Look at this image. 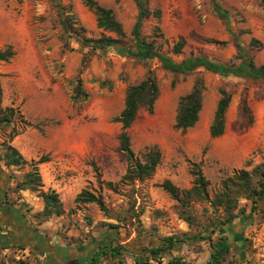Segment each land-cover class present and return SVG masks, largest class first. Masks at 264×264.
Returning a JSON list of instances; mask_svg holds the SVG:
<instances>
[{
	"label": "rangeland",
	"instance_id": "374dc122",
	"mask_svg": "<svg viewBox=\"0 0 264 264\" xmlns=\"http://www.w3.org/2000/svg\"><path fill=\"white\" fill-rule=\"evenodd\" d=\"M97 1L113 11L130 38L137 16L134 0ZM214 2L227 11L228 23L217 16ZM56 4L74 16L78 23L74 27H83L86 37L102 36L93 13L81 0H0V49L12 45L15 50L11 60L0 62L1 106L15 109L11 123L0 126V157L7 144L26 161L6 167L0 160V237L7 242L6 248L0 243V264H48L43 257L48 243L51 252L63 249L70 254L67 264L80 263L101 238L125 247L122 262L115 264H134L133 253L156 247L168 236L187 241L149 264L175 259L209 264L213 250L200 237H206L203 227L217 214L205 202L193 203L195 216L188 225L178 214V204L160 185L170 180L180 189L190 188V166L197 163L213 197L226 177L263 164L264 82L221 78L205 71L173 74L156 60L144 64L114 53L80 50L72 36L64 49ZM150 6L161 10V18L145 21L142 35L174 61L204 55L219 62H238L243 48L256 65L264 64V49L249 45L252 38L264 43L261 0H152ZM180 37L185 45L176 55L173 46ZM83 58L86 66L79 76L88 96L74 101ZM150 70L159 86L158 99L152 113L139 110L128 132L135 155L156 145L162 160L152 178L112 190L106 182L118 183L127 167L125 155L118 150L120 125L113 118L123 109L126 89L144 80ZM196 78L204 82L203 106L194 127L182 132L174 128L178 102ZM220 89L231 94V102L224 134L211 138L209 126ZM34 167L42 189L58 194L61 216L39 222L35 215L43 208L42 199L37 192L16 189ZM83 189L102 198L107 216L95 203L75 202ZM239 205L251 212L249 223L242 229L241 220H236L230 239L235 233H243L242 238L235 236L220 264H264V200L254 211L246 200ZM135 214L138 219L132 218ZM104 223L119 225L118 233L104 231ZM217 237L215 233L212 239ZM108 261L103 259L102 264Z\"/></svg>",
	"mask_w": 264,
	"mask_h": 264
},
{
	"label": "trees",
	"instance_id": "16d2710c",
	"mask_svg": "<svg viewBox=\"0 0 264 264\" xmlns=\"http://www.w3.org/2000/svg\"><path fill=\"white\" fill-rule=\"evenodd\" d=\"M52 1L55 2V0ZM81 1L93 13L96 26L103 34L99 38L86 37L83 27H74V25H78L74 16L61 11L59 4H56L59 24L63 31L61 40L64 49L69 48L70 44L67 38L72 36L80 50H89L101 55L114 53L119 56L136 59L144 64L156 60L162 69L173 74H192L205 71L221 78L232 77L241 80L264 82V64L256 65L253 58L243 48L239 50L237 55L238 62H219L204 55L190 56L180 61H174L169 55L161 52L155 45L154 40H148L142 35V27L145 21L150 18H161V10L150 6L152 0H134L137 7V16L130 32V38L126 36L121 23L115 18L111 9L104 7L97 0ZM261 2L264 3V0H261ZM213 8L217 16L228 23L227 11L222 9L217 2L213 3ZM156 32L161 33L159 28H156ZM184 45L185 39L180 37L173 46V53L180 55ZM249 45L264 49V43L255 38L250 40ZM14 56L15 50L12 45H7L3 49H0V62H8ZM85 66L86 61L83 58L74 87V96L72 97L74 101L79 98H87L88 96L83 89L82 79L79 76ZM203 89V79L196 78L191 90L180 97L174 125L175 129L185 132L197 123L203 106ZM219 95L209 126L211 138H218L224 134L226 112L231 102V94L225 89H220ZM158 96L159 86L151 70L144 80L130 85L126 89L123 109L118 116L113 118V121L120 125L118 150L125 155L127 167L118 183L106 182V185L110 189L115 190L119 184L135 185L136 182H144L152 178L158 165L161 163L162 154L156 145L146 147L139 156L135 155L131 148L128 132L140 109L143 108L149 113L153 112ZM1 102L2 88L0 83V126L9 125L14 116L15 109L13 107L2 108ZM244 110L248 111L246 105H244ZM250 121H252V117H250ZM4 148L5 151L0 160L3 161L6 167H18L26 163L24 157L15 147L5 144ZM190 174L193 177V181L191 187L188 189H180L170 180H164L160 186L178 204V214L188 225L193 224L195 216L191 209L193 203L205 202L209 205L212 212L217 214L216 219L210 220L208 225L203 227L204 231H207L206 237L200 238L208 240L209 246L213 250L209 264H220L225 254L232 247L233 241L235 242L233 240L235 236H239L240 239L242 238L243 233H235L233 234V238L230 239L232 229L239 222L236 220H241L242 223L239 222L238 225L242 229L249 223L251 212L247 213L245 206L241 207L239 205L241 200L251 203V211L256 210L258 204L264 200V163L254 166L252 171L240 170L238 173L226 177L221 181L220 192L216 193L213 197L209 194V181L204 176L199 164H191ZM42 187L41 177L36 167L27 172L22 181L16 183L18 191L28 190L37 192L38 196L42 199L43 208L35 215L39 219V222L52 216H61L64 213L58 194L55 191H44ZM75 202L84 204L95 203L106 216L108 215L102 198L86 189H83L76 195ZM132 216L133 219H138V215ZM108 229L114 233H118L119 225L104 223V231ZM215 233L218 235L216 241L212 239ZM193 238L196 239L197 236ZM186 241L187 239L185 240V238L175 236L164 237L156 247L147 248L145 249L146 251H140L139 253H133L134 264H149L151 260L157 262L165 253ZM0 243L2 248H6L5 244L7 242L5 237H0ZM225 245H227L226 249L221 252ZM20 248L23 249L24 247L20 246ZM125 251L126 249L122 245H113L110 240L101 238L94 242L92 250L86 259L76 264H102L103 259H109L106 264H115V261L121 263ZM169 264L184 263L175 259Z\"/></svg>",
	"mask_w": 264,
	"mask_h": 264
},
{
	"label": "crops",
	"instance_id": "0c3cea01",
	"mask_svg": "<svg viewBox=\"0 0 264 264\" xmlns=\"http://www.w3.org/2000/svg\"><path fill=\"white\" fill-rule=\"evenodd\" d=\"M69 255L70 254L67 253L66 251L64 252L63 249L54 250L53 252H51L49 243L48 246L45 247L43 252V257L45 258L44 260L48 261V264H59V262H62L61 264H67L69 263L68 262ZM5 264H17V263H9L8 261H6Z\"/></svg>",
	"mask_w": 264,
	"mask_h": 264
},
{
	"label": "flooded vegetation",
	"instance_id": "af4514ba",
	"mask_svg": "<svg viewBox=\"0 0 264 264\" xmlns=\"http://www.w3.org/2000/svg\"><path fill=\"white\" fill-rule=\"evenodd\" d=\"M89 253H90V252H89ZM89 253H87V254H86V256H85L84 260H85V259H86V257L89 255ZM80 255H81V254H80ZM81 257H82V256H80V258H81ZM69 261H70V260H69ZM69 261H68V262H69Z\"/></svg>",
	"mask_w": 264,
	"mask_h": 264
},
{
	"label": "water",
	"instance_id": "95a60500",
	"mask_svg": "<svg viewBox=\"0 0 264 264\" xmlns=\"http://www.w3.org/2000/svg\"><path fill=\"white\" fill-rule=\"evenodd\" d=\"M226 247H227V245H225V246H224V248L221 250V252H222L223 250H225V249H226Z\"/></svg>",
	"mask_w": 264,
	"mask_h": 264
},
{
	"label": "built area",
	"instance_id": "2783aa9c",
	"mask_svg": "<svg viewBox=\"0 0 264 264\" xmlns=\"http://www.w3.org/2000/svg\"><path fill=\"white\" fill-rule=\"evenodd\" d=\"M26 252V251H25ZM17 258H19V257H17Z\"/></svg>",
	"mask_w": 264,
	"mask_h": 264
}]
</instances>
